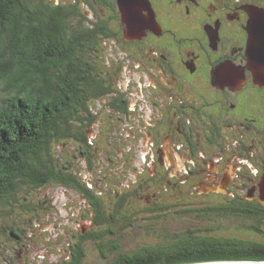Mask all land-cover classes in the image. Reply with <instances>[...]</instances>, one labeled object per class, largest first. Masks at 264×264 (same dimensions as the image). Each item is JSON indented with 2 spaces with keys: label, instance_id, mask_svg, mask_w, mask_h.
<instances>
[{
  "label": "flooded vegetation",
  "instance_id": "obj_1",
  "mask_svg": "<svg viewBox=\"0 0 264 264\" xmlns=\"http://www.w3.org/2000/svg\"><path fill=\"white\" fill-rule=\"evenodd\" d=\"M59 1L81 2L98 31L86 56L97 85L63 120L73 128L58 161L63 182L41 190L74 187L89 213L74 218L68 246L54 251L36 233L24 236L30 218L43 222L54 213L53 199L4 206L0 259L164 258L185 226L194 241L207 240L209 254L235 256L224 260L264 251V85L254 81L247 54L249 8L264 9V0H150L155 23L141 37L126 36L119 0ZM72 149L75 160L67 156ZM178 189L195 198L180 203ZM21 235L29 238L26 250L38 253L26 256ZM130 239L136 243L123 242ZM62 251L63 260L49 261Z\"/></svg>",
  "mask_w": 264,
  "mask_h": 264
},
{
  "label": "trees",
  "instance_id": "obj_2",
  "mask_svg": "<svg viewBox=\"0 0 264 264\" xmlns=\"http://www.w3.org/2000/svg\"><path fill=\"white\" fill-rule=\"evenodd\" d=\"M48 2L0 0V209L19 204L23 191L29 197L52 180L63 182L58 164L63 156H58L56 147L73 130L63 120L72 117L75 104L84 99L90 86L97 85L86 56L87 49L92 51L88 45L100 36L84 5ZM194 239L185 226L164 258L156 253L133 259L119 255V262L110 264H187L235 258L225 252L209 254L207 240ZM260 251L243 259L264 260ZM82 259L65 264H83Z\"/></svg>",
  "mask_w": 264,
  "mask_h": 264
},
{
  "label": "rangeland",
  "instance_id": "obj_3",
  "mask_svg": "<svg viewBox=\"0 0 264 264\" xmlns=\"http://www.w3.org/2000/svg\"><path fill=\"white\" fill-rule=\"evenodd\" d=\"M46 1L51 2L53 0H46ZM57 1H59V0H57ZM0 94H3V92L1 90H0ZM89 132H90V129H88V133ZM91 133L92 132H90V134ZM63 148H64V146L62 143L59 144V147H56V153L58 154V156H63L60 154L61 153L60 151ZM72 151H73V149L70 150V152H69V154H67V156L69 158H73V160H75L74 155L71 154ZM76 164L78 165L77 162H76ZM149 190L151 191L152 188H149ZM182 194H183V192L178 189V196L180 199L179 200L180 203L184 202L185 198H190L189 196H191V198H195L194 196H192L190 194H187L185 196H182ZM25 196H26V193H24V191H23L22 192V201H25L24 200ZM201 197L204 198V196H201ZM216 197H218V196H216ZM38 198L53 199L55 211L50 216L45 215V220H43V222H38L35 218H30L32 223H29V224L33 225V226H31L32 229L30 228V230L27 231L24 236L29 235V237H31L33 235V233H36V237H41L42 240L45 241L47 244L52 245V248L54 251H56V249L59 247H61L63 250V248L67 247L69 244V242H68V238H70L68 236L69 231L72 228L76 227V221L74 218H76L77 216H81V214L89 213V208L85 207L86 203H85L84 199L80 198L77 195L76 189L74 187H65V186L51 187L49 189L41 190L40 192H34L32 195L29 196V200L31 202H34V203L37 202ZM178 209L181 210L182 208L179 207ZM56 210H58V211H56ZM20 212H21V210H20ZM168 215H169V217L173 216V214H168ZM13 216H15V215H13ZM19 217H21V215ZM22 217H24V219H27V217H28V221H29L30 215L28 214L27 211H25V212H23ZM12 218L17 219V217H12ZM12 218H10V220ZM183 219H185V217ZM60 221H63V222L60 223ZM84 223L86 224V222H84ZM25 227L27 228V226H25ZM21 236H22L21 242H23L26 245L23 248L26 250V248L29 246V241H28L29 238L25 239V238H23V235H21ZM56 238H57V240H59L61 238V240L55 241ZM123 242H128L129 244H135L136 243V241L132 240V239L123 240ZM125 245H126V243H125ZM25 250L23 251V254L25 253ZM31 250H29V251L26 250V256L29 254H31V256H32V255L38 253V252H34L33 249H31ZM64 252L65 251H62L61 253L60 252L51 253L49 261L54 262V261H57L58 259L63 260L64 254L66 255V253H64ZM62 253H64V254L61 256ZM10 255L11 256H17L16 255V249H14L13 252L10 253ZM8 259H11V258L8 257ZM231 261H235V260H231ZM36 262L37 261H35V264H37ZM0 263L1 264H7V262H5V260H4V256H3V258L0 259Z\"/></svg>",
  "mask_w": 264,
  "mask_h": 264
},
{
  "label": "water",
  "instance_id": "obj_4",
  "mask_svg": "<svg viewBox=\"0 0 264 264\" xmlns=\"http://www.w3.org/2000/svg\"><path fill=\"white\" fill-rule=\"evenodd\" d=\"M122 11L123 22H127L126 36L141 37L146 33V29L155 23V16L150 6V0H119ZM140 8L148 10L149 14L144 16L140 13ZM250 20L248 26L249 42L247 54L249 57L248 68L254 74V81L261 86L264 85V9L251 6L249 8ZM264 184V178H263ZM227 186H221L216 189L220 192H226ZM261 190V199L264 203V186H259ZM262 263L259 260H236V261H204L187 264H208V263Z\"/></svg>",
  "mask_w": 264,
  "mask_h": 264
},
{
  "label": "bare ground",
  "instance_id": "obj_5",
  "mask_svg": "<svg viewBox=\"0 0 264 264\" xmlns=\"http://www.w3.org/2000/svg\"><path fill=\"white\" fill-rule=\"evenodd\" d=\"M208 264H264L262 263H223V262H218V263H208Z\"/></svg>",
  "mask_w": 264,
  "mask_h": 264
},
{
  "label": "clouds",
  "instance_id": "obj_6",
  "mask_svg": "<svg viewBox=\"0 0 264 264\" xmlns=\"http://www.w3.org/2000/svg\"><path fill=\"white\" fill-rule=\"evenodd\" d=\"M216 261H231V260H216ZM236 261V260H235ZM263 261V260H260ZM198 263V262H197Z\"/></svg>",
  "mask_w": 264,
  "mask_h": 264
}]
</instances>
